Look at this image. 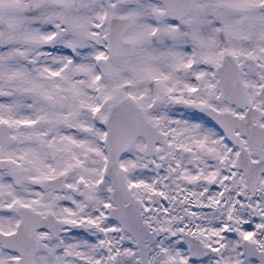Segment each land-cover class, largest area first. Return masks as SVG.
<instances>
[{"label":"snow or ice","instance_id":"1","mask_svg":"<svg viewBox=\"0 0 264 264\" xmlns=\"http://www.w3.org/2000/svg\"><path fill=\"white\" fill-rule=\"evenodd\" d=\"M0 264H264V0H0Z\"/></svg>","mask_w":264,"mask_h":264}]
</instances>
